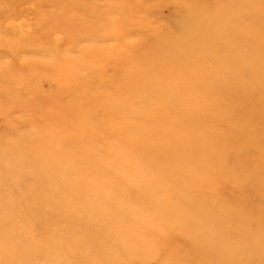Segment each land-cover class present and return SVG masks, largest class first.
Returning a JSON list of instances; mask_svg holds the SVG:
<instances>
[{"label": "rangeland", "instance_id": "1", "mask_svg": "<svg viewBox=\"0 0 264 264\" xmlns=\"http://www.w3.org/2000/svg\"><path fill=\"white\" fill-rule=\"evenodd\" d=\"M0 264H264V0H0Z\"/></svg>", "mask_w": 264, "mask_h": 264}]
</instances>
